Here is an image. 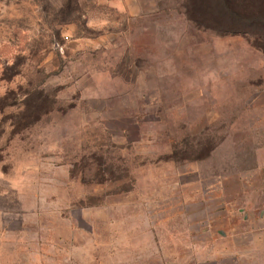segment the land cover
I'll return each mask as SVG.
<instances>
[{
  "label": "rangeland",
  "instance_id": "rangeland-1",
  "mask_svg": "<svg viewBox=\"0 0 264 264\" xmlns=\"http://www.w3.org/2000/svg\"><path fill=\"white\" fill-rule=\"evenodd\" d=\"M208 1L0 0V264L264 260V2Z\"/></svg>",
  "mask_w": 264,
  "mask_h": 264
},
{
  "label": "trees",
  "instance_id": "trees-1",
  "mask_svg": "<svg viewBox=\"0 0 264 264\" xmlns=\"http://www.w3.org/2000/svg\"><path fill=\"white\" fill-rule=\"evenodd\" d=\"M261 1L264 2V0H209L210 5L194 6L193 10L202 14L214 9L218 14L213 16L218 18L219 26L212 27L218 31L248 33L254 31L258 24L254 18L260 14L256 11ZM220 13L223 19L218 17ZM205 25L211 26L209 23Z\"/></svg>",
  "mask_w": 264,
  "mask_h": 264
},
{
  "label": "crops",
  "instance_id": "crops-1",
  "mask_svg": "<svg viewBox=\"0 0 264 264\" xmlns=\"http://www.w3.org/2000/svg\"><path fill=\"white\" fill-rule=\"evenodd\" d=\"M249 231L252 233H258V232H264L263 226H257L253 223V225H249L248 227ZM255 240H252L250 243V248H252L253 251L257 252L258 254H261L262 249L264 250V241L262 242L261 239H258V237H254ZM254 252V256H255ZM258 264H264V260Z\"/></svg>",
  "mask_w": 264,
  "mask_h": 264
}]
</instances>
